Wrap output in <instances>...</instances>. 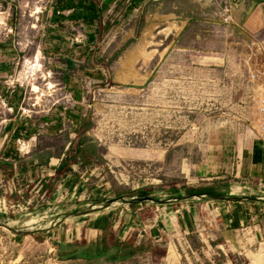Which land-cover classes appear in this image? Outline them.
I'll use <instances>...</instances> for the list:
<instances>
[{
	"label": "rangeland",
	"instance_id": "rangeland-1",
	"mask_svg": "<svg viewBox=\"0 0 264 264\" xmlns=\"http://www.w3.org/2000/svg\"><path fill=\"white\" fill-rule=\"evenodd\" d=\"M93 1L101 13L89 21L69 17L62 0H0V136L16 129L25 144L8 143L13 155L24 153L28 134L37 137L38 151H55L48 185L55 201L63 196L77 205L57 208L64 216L136 198L175 204L193 197L202 206L214 200L200 195L211 193L253 209L257 218L244 227H257L264 238V112L261 82L251 77L264 64L258 7L246 0L257 24L246 29L238 22L246 11L235 16L242 0L229 12L224 0ZM38 52L41 72L33 61ZM13 122L24 126L9 127ZM81 142L88 143L82 154ZM0 209L12 219H0V259L65 264L55 250L75 237L81 221H15L14 204ZM208 212L200 210L189 248L178 233L172 264L206 263L202 241L216 227ZM116 218L126 221L127 212ZM14 229L25 231L21 239ZM260 243L232 254L230 264H264Z\"/></svg>",
	"mask_w": 264,
	"mask_h": 264
},
{
	"label": "crops",
	"instance_id": "crops-1",
	"mask_svg": "<svg viewBox=\"0 0 264 264\" xmlns=\"http://www.w3.org/2000/svg\"><path fill=\"white\" fill-rule=\"evenodd\" d=\"M250 4L258 7L257 18H259L255 21L264 19V0H250ZM237 6L239 8L235 16L236 14L238 16L239 12L246 11L244 18L238 22H242L246 29L257 27L254 19L249 15L246 0H242ZM19 124L23 123L13 122L8 126H20ZM21 136L16 129H13L11 135L6 134L3 138L0 136L2 140L0 206L3 201L14 204L18 208L14 213L15 221H25L30 217L31 221L51 222L56 217L61 220L64 213H55L57 208H63L64 212H69L77 205L63 201V196L55 201V190L48 185L47 178L56 171L52 167L56 160L55 151L48 148L38 151L33 144L35 140H38L37 137L28 134L26 141L29 143L27 142L24 153L19 149L20 155L17 156V153L13 155L8 143L17 144L18 141H23ZM87 144V142L80 143L81 154L82 151H86ZM227 201V199L214 200L202 206L192 201H187L185 204L175 202V204L178 203L177 206L173 203L154 204L149 209H147L149 205L144 207L143 203H131L125 206L116 205L118 204L116 203L105 210L73 216L67 219L68 223L81 221V227L74 229L75 239H65L63 244L57 246L56 257L65 264H172L169 258L172 255L173 244L177 247L180 241L178 233L181 234L180 246L184 244L189 248L190 236L200 227V210L202 209V211H209L208 220H206L209 221V225L213 222L216 224V227L212 224L214 228L212 230L210 227L207 228L211 235L207 243L202 241L203 253L207 260L205 264H230L232 254L241 256L248 248L260 243L264 238L257 227H244V223L253 222L257 218L252 214L253 209L250 208L249 212H245L240 204H229ZM63 202H68L66 207H60L59 204ZM74 202H80V199L76 198ZM78 205L81 208V205ZM253 206L255 207V204ZM123 210L127 212V219L124 222L120 220L118 223L116 214ZM0 211V219L12 220L6 216L5 211L2 209ZM45 230L49 232L51 229L45 227ZM70 230L68 229V232ZM87 230L91 232L90 237L81 238V234H85ZM15 235L17 239H21L23 233H15ZM192 253L199 255L193 249ZM60 255L64 256V260H60ZM187 255L190 256V253L187 252ZM174 264H181V262L177 260Z\"/></svg>",
	"mask_w": 264,
	"mask_h": 264
},
{
	"label": "trees",
	"instance_id": "trees-1",
	"mask_svg": "<svg viewBox=\"0 0 264 264\" xmlns=\"http://www.w3.org/2000/svg\"><path fill=\"white\" fill-rule=\"evenodd\" d=\"M89 4H85L86 0H78L75 4L73 0H62V8L63 9H71L72 12L69 17L78 18L83 17L88 19L89 21H93L97 17L100 16L101 8L97 7L93 0H89ZM83 11V12H82ZM57 11H54V17H58ZM65 17V16H60ZM201 197H214V194L204 193L200 195ZM193 198V197H192ZM60 260H64V256H59Z\"/></svg>",
	"mask_w": 264,
	"mask_h": 264
},
{
	"label": "built area",
	"instance_id": "built-area-1",
	"mask_svg": "<svg viewBox=\"0 0 264 264\" xmlns=\"http://www.w3.org/2000/svg\"><path fill=\"white\" fill-rule=\"evenodd\" d=\"M233 1L235 0H224V10L226 12H229L232 8ZM236 5V3H234ZM229 16L225 18V21L229 20ZM251 77L253 80H258L261 82V89H260V96H259V101H260V106H261V111L264 112V64L261 69L256 70L251 73ZM262 138L264 142V129L262 132ZM20 148H25V144H22L20 141L17 142ZM2 205H5V201H3ZM0 264H19L15 260H9V259H0Z\"/></svg>",
	"mask_w": 264,
	"mask_h": 264
},
{
	"label": "water",
	"instance_id": "water-1",
	"mask_svg": "<svg viewBox=\"0 0 264 264\" xmlns=\"http://www.w3.org/2000/svg\"><path fill=\"white\" fill-rule=\"evenodd\" d=\"M201 197V196H200ZM192 197H188V198H184V199H178V200H176V201H174V202H184V201H192ZM210 200H225L224 198H218V197H212V198H209ZM123 201V200H122ZM133 201L134 202H138V203H144V202H147V201H151V202H153V203H157V204H166V205H168V204H170V201H160V200H157V199H152V198H140V199H133ZM132 201V202H133ZM117 202V200L116 201H109V203L105 206V207H102L101 209H97L96 211L98 212V211H101V210H105V209H108V208H110L112 205H114V203H116ZM129 203H131V202H129ZM88 213H95V212H93V211H84V212H82V213H78L77 215H85V214H88ZM77 216L76 214H68V215H65L64 217H63V220H67L68 218H70L71 216ZM12 229V228H11ZM36 230H40V229H36ZM19 232H21V233H25V231L23 230V229H14V233H19ZM27 233V232H26Z\"/></svg>",
	"mask_w": 264,
	"mask_h": 264
},
{
	"label": "bare ground",
	"instance_id": "bare-ground-1",
	"mask_svg": "<svg viewBox=\"0 0 264 264\" xmlns=\"http://www.w3.org/2000/svg\"><path fill=\"white\" fill-rule=\"evenodd\" d=\"M40 52H38V54H36V56L33 58V61H35V62H37V65H35V68H36V66H37V71H39V72H41V69H42V66L41 65H39V59H40ZM36 70V69H35ZM50 86V88H53V86L52 85H49ZM33 92H36V93H39L40 92V89L39 88H37V87H33V90H32Z\"/></svg>",
	"mask_w": 264,
	"mask_h": 264
}]
</instances>
